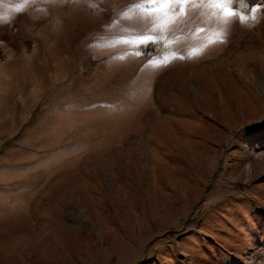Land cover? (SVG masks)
<instances>
[{"label": "rangeland", "instance_id": "1", "mask_svg": "<svg viewBox=\"0 0 264 264\" xmlns=\"http://www.w3.org/2000/svg\"><path fill=\"white\" fill-rule=\"evenodd\" d=\"M136 2L0 0V264H264V7L138 50Z\"/></svg>", "mask_w": 264, "mask_h": 264}, {"label": "snow or ice", "instance_id": "2", "mask_svg": "<svg viewBox=\"0 0 264 264\" xmlns=\"http://www.w3.org/2000/svg\"><path fill=\"white\" fill-rule=\"evenodd\" d=\"M28 2L30 0H24L25 4ZM31 2H35V0H31ZM241 3H243V0H241ZM197 4H208L213 7L199 9L197 17V9L194 8V5ZM232 4L233 0H137L128 12L121 15L127 17L131 13L137 20L143 21L146 26L142 29H130L133 34L121 37V39L138 50L146 49L149 46H163L164 41L174 38L177 30L184 31L186 27L194 24L196 32L210 31L211 27L205 28L195 23L196 18L204 19L205 13H207L224 26L218 34L219 39L212 38L211 42H223L227 35V25L233 18H239L241 23H245L249 19L255 21L257 19V9L264 7V4H254L251 6V13L246 15L243 11L231 7ZM92 6L95 7L96 5L93 3ZM20 10L22 9H17V11ZM8 19V16H0V22H6ZM189 51L188 57L180 56L178 58H191L192 54H198L195 48ZM133 54L140 55L142 52L136 51ZM120 58L123 59V57ZM168 62L170 61L166 59L157 60L155 63L150 61V65L159 68L166 66Z\"/></svg>", "mask_w": 264, "mask_h": 264}]
</instances>
